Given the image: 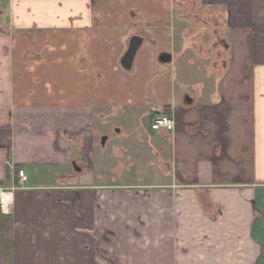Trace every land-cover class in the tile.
Returning a JSON list of instances; mask_svg holds the SVG:
<instances>
[{"label": "crops", "instance_id": "0c3cea01", "mask_svg": "<svg viewBox=\"0 0 264 264\" xmlns=\"http://www.w3.org/2000/svg\"><path fill=\"white\" fill-rule=\"evenodd\" d=\"M4 192L0 264H264V0H0Z\"/></svg>", "mask_w": 264, "mask_h": 264}, {"label": "rangeland", "instance_id": "374dc122", "mask_svg": "<svg viewBox=\"0 0 264 264\" xmlns=\"http://www.w3.org/2000/svg\"><path fill=\"white\" fill-rule=\"evenodd\" d=\"M122 120L121 117H117V118H112L110 120V123L108 121V123H103V122H99L97 121L94 125V127L92 128V131H94V133L96 134H91L90 137L93 138V140L95 142H97V145L95 144L93 149L91 150V152L88 154L89 157H91L92 160V167H93V172L94 174L97 176L100 173V167H99V157H100V153L102 155H105L108 157L107 159V164L106 166L104 165L103 170L106 172H110V167L116 171L117 166H119L120 164H123V170L122 173L124 175V177H129L126 174L128 173H144L147 172L148 170V165H141L140 167L137 168L136 163L134 162V165H132L130 168L129 165V160L127 159V157L124 158H117L116 154L113 152L114 148L117 147L119 145V141H123V139H119L121 138L118 133L116 132L117 130L121 129L120 127L115 126V124L119 123V121ZM124 131H126V129H124ZM125 134H128V132H125ZM89 135V133H88ZM111 137L112 138V142L109 144L108 149L106 152L103 151L102 146H101V140L103 138H107V137ZM123 136V135H122ZM122 143V142H120ZM143 152V151H142ZM142 154H146V153H142ZM150 152L147 150V155H149ZM78 158V157H77ZM149 161L151 162V157L148 156ZM134 161V160H133ZM119 171V170H118ZM138 176H140L138 174Z\"/></svg>", "mask_w": 264, "mask_h": 264}, {"label": "built area", "instance_id": "2783aa9c", "mask_svg": "<svg viewBox=\"0 0 264 264\" xmlns=\"http://www.w3.org/2000/svg\"><path fill=\"white\" fill-rule=\"evenodd\" d=\"M152 129L153 130L165 129L167 131H173L175 130V122L167 115H160L154 119L152 124ZM19 178L22 182L26 180L24 171H21L19 173ZM11 198H12L11 192L2 193L0 204L3 210L6 211L9 208V206L11 205Z\"/></svg>", "mask_w": 264, "mask_h": 264}, {"label": "water", "instance_id": "95a60500", "mask_svg": "<svg viewBox=\"0 0 264 264\" xmlns=\"http://www.w3.org/2000/svg\"><path fill=\"white\" fill-rule=\"evenodd\" d=\"M141 44H142V39L139 37H134L131 40L129 49H128L127 53L125 54V56L122 60V65L126 70H130L132 68L133 61L136 57V54H137ZM171 60H172V56L170 54H167V53L162 54V56L160 57V61L163 64L169 63V62H171ZM103 141L105 142L106 138ZM74 166H75L76 171H81V169L77 166L76 163H74Z\"/></svg>", "mask_w": 264, "mask_h": 264}]
</instances>
